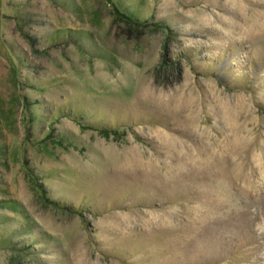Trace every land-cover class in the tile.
<instances>
[{
    "label": "rangeland",
    "instance_id": "rangeland-1",
    "mask_svg": "<svg viewBox=\"0 0 264 264\" xmlns=\"http://www.w3.org/2000/svg\"><path fill=\"white\" fill-rule=\"evenodd\" d=\"M0 264H264V0H0Z\"/></svg>",
    "mask_w": 264,
    "mask_h": 264
}]
</instances>
